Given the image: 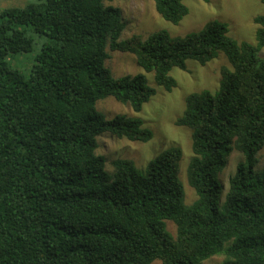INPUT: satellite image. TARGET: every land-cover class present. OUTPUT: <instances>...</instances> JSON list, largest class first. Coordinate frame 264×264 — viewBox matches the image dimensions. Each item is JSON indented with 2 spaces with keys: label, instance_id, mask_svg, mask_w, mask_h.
Listing matches in <instances>:
<instances>
[{
  "label": "trees",
  "instance_id": "obj_1",
  "mask_svg": "<svg viewBox=\"0 0 264 264\" xmlns=\"http://www.w3.org/2000/svg\"><path fill=\"white\" fill-rule=\"evenodd\" d=\"M182 1L151 0L172 25L188 13ZM114 2L35 0L0 12V264H204L215 256L264 264V168L255 171L264 146V12L253 19L255 45L230 39L219 21L182 38L159 31L122 40ZM28 31L41 43L24 76L9 59L34 52ZM108 51L132 55L168 93L172 69L225 56L230 69H220L216 91L188 95L175 121L190 130V205L179 148L144 168L97 152L103 135L152 138L136 115L155 90L142 74L113 76ZM108 98L131 113L108 119L96 107ZM233 150L243 160L225 187Z\"/></svg>",
  "mask_w": 264,
  "mask_h": 264
},
{
  "label": "rangeland",
  "instance_id": "obj_2",
  "mask_svg": "<svg viewBox=\"0 0 264 264\" xmlns=\"http://www.w3.org/2000/svg\"><path fill=\"white\" fill-rule=\"evenodd\" d=\"M35 0H0V12L8 8H23L34 4ZM187 8V15L178 25H172L161 19L154 11L151 0H115L113 5L121 9L125 30L121 39L138 36L145 40L150 34L165 31L171 37L182 38L187 34L200 31L207 23L219 21L227 26L228 37L238 44L247 43L255 45V32L257 26L253 19L264 12V4L261 0H183ZM27 35L34 40V52L12 56L9 62L13 68L24 76H28L33 58L40 49L41 39L31 33ZM106 62L107 67L115 77L135 76L142 74L146 77L148 85L155 90V95L144 104L142 110L136 116L143 126L152 132V138L145 142H128L127 140H114L109 135L100 138L98 153L115 156H127L133 159L139 168H144L160 152L176 147L182 151L179 163V180L184 191V202L187 205L196 199L195 193L187 184L186 169L191 158L190 130L177 127L175 121L184 110L185 99L192 93L207 90L214 93L218 88L220 69L230 66L225 56H219L204 66L194 61L186 62V69H172L169 75L175 80L176 87L171 92H166L155 84L153 74L145 73L136 65L132 55L127 53L110 52ZM260 56L264 57V49ZM97 109L112 119L116 115H129L131 112L127 106H122L112 98H108L96 105ZM258 163L255 171L260 172L264 168V146L258 152ZM243 160L240 152L233 150L227 159V164L221 174L224 186L228 179L236 171L237 165ZM111 168V167H109ZM112 170V168H111ZM168 231L175 236V227L167 222ZM222 256H215L204 264H221ZM153 264H161L156 261Z\"/></svg>",
  "mask_w": 264,
  "mask_h": 264
}]
</instances>
